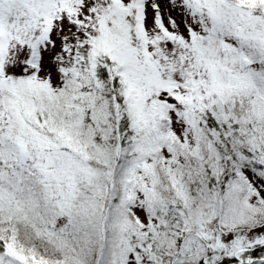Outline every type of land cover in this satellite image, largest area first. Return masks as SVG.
<instances>
[{"label":"snow or ice","instance_id":"obj_1","mask_svg":"<svg viewBox=\"0 0 264 264\" xmlns=\"http://www.w3.org/2000/svg\"><path fill=\"white\" fill-rule=\"evenodd\" d=\"M0 264H264V0H0Z\"/></svg>","mask_w":264,"mask_h":264},{"label":"trees","instance_id":"obj_2","mask_svg":"<svg viewBox=\"0 0 264 264\" xmlns=\"http://www.w3.org/2000/svg\"><path fill=\"white\" fill-rule=\"evenodd\" d=\"M257 254H259V252Z\"/></svg>","mask_w":264,"mask_h":264}]
</instances>
